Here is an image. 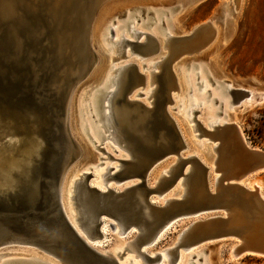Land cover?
Segmentation results:
<instances>
[{"label":"water","instance_id":"95a60500","mask_svg":"<svg viewBox=\"0 0 264 264\" xmlns=\"http://www.w3.org/2000/svg\"><path fill=\"white\" fill-rule=\"evenodd\" d=\"M47 1L51 4L53 0ZM47 1L42 5L33 0H0V119L8 121L7 132L16 135L19 147H28L26 157L10 171L9 180L0 182V247L32 251L56 264H119L90 245L108 236L101 231L107 223L106 232L118 227L123 239L139 233L134 252L141 264H151L159 255L147 252L160 244H152L158 233L170 223L177 227L196 219L192 226L202 228V234L186 245L238 241L237 254L264 258V199L240 184L244 176L264 171V150L248 146L236 128L235 137L231 136L234 125L204 127L196 118L199 111L195 107L188 121L194 123L191 128L196 141L214 144V168L210 170L195 155L185 157L187 141L166 108L172 102L171 91L161 90L162 100L152 108L129 99L143 80L133 64L129 65L133 79L119 103L142 117L137 124L127 118L130 125L123 127L114 117L130 158L119 160L125 168L121 171L119 167L110 177L116 182L135 178L137 183L120 192L111 188L101 191L89 184L92 174L84 172L65 189L68 171L80 160L84 143L112 159L100 147L107 137L99 135L96 145L85 123L86 116L94 115L81 113L78 118L71 105L73 91L94 80L90 76L102 53L92 41L91 26L97 8L107 0H58L55 9ZM141 34L137 33L134 41H124L131 52L141 54L137 49L149 36L144 34L145 39L138 41ZM113 37L111 25L103 41L114 45ZM109 83L96 97L101 122L106 116L103 99L110 93L106 90ZM95 87L87 91L85 100ZM228 92L234 103L248 95L241 88ZM102 127L107 133L103 123ZM223 129L224 134L216 136ZM202 145L196 143L197 148ZM167 158L176 160L171 177H162L150 187L149 173ZM219 163L224 165L222 170ZM212 174L216 177L211 181ZM184 181L200 193L168 200L163 206L150 201ZM125 251L130 252L124 247L115 257ZM175 258L173 254L171 259ZM9 264L45 263L13 259Z\"/></svg>","mask_w":264,"mask_h":264},{"label":"rangeland","instance_id":"374dc122","mask_svg":"<svg viewBox=\"0 0 264 264\" xmlns=\"http://www.w3.org/2000/svg\"><path fill=\"white\" fill-rule=\"evenodd\" d=\"M128 19L136 25L137 30L152 34L162 42L163 34L166 32H171L170 35L173 37H182L189 35L198 25L209 21L213 31L209 43L195 52L179 55L170 64L172 79H175L178 86L170 92L172 102L166 106L167 111L181 130L185 131V128H189L191 124L187 122L186 115L181 110L189 107L187 97L193 96L196 102L202 103L204 106L203 110L198 109L197 115V119L204 126L212 120L226 123L230 116L235 115L248 145L264 150V100L260 96L264 93V0H107L101 3L96 10L91 26L92 41L98 43L99 36L109 21L111 24L116 20L112 24L114 28L124 25ZM160 21L163 24H160ZM119 32H123L129 37L125 27L121 28ZM105 43H102V46L105 49L109 48L110 44ZM166 53L165 50L164 54ZM112 56L116 55L112 53ZM153 58L156 57L140 59L130 56L116 60L114 64H124L133 60L139 65L137 66L139 73L145 77L149 71H153L147 67V63ZM142 64H146L145 67H142ZM108 66L109 63L105 57L100 56L99 62L90 76V79H95L91 85L97 83L105 75ZM154 72H157V69ZM194 73H199L200 79H194ZM186 78H189L192 93L189 92L185 84ZM199 80L207 83V90L210 91L211 98L218 101L217 104L213 105L210 100L200 98L201 90L197 91V86H194V83H198ZM89 86L90 84L79 86L75 89V96L81 95ZM238 86H244L246 90L250 89L255 96L250 101L244 98L239 103H230L228 107L225 103L228 100L231 102L232 97L224 92V88L235 89L234 87ZM135 92L143 94L145 89L140 87ZM137 100H142V98ZM179 100H181V107H179ZM149 102L151 99L145 101L144 104L147 105ZM219 106H221L220 114L216 115L215 112ZM8 127V121L0 119L1 155H4L1 150L2 144L5 146L14 143V134L7 132ZM184 134L186 136V133ZM188 140L191 142L190 139ZM106 143L108 142L103 141L100 147L104 148L114 159H122L120 156L127 155L116 147H114L117 150L115 153L113 148L104 145ZM193 149L198 150L194 147ZM81 151L82 155L78 163L81 166L93 164L94 167L89 166L92 167V170L87 171L92 174V177L107 165L113 168L108 172L109 175L117 170L114 167L118 163L106 159L107 157L101 151H93L85 144L81 145ZM100 157L102 159H99ZM101 163L102 165L98 166ZM154 176L152 175V178ZM252 179L261 182L264 195V171H258L252 176ZM155 200H159V198ZM195 220L181 222L177 227L174 226L167 233L168 236L166 235L161 240L158 247L149 249L148 252H161L163 249L169 248L168 245L175 240L176 234L184 229L189 222ZM108 235L107 243L104 244L105 246L103 245L104 249L108 251L114 249L120 251L129 240L115 236L111 231ZM230 246V242L226 240L197 245L190 251H180L184 261L179 259L177 264H189L188 254L195 256L191 259L190 264H264V258L256 256H244L238 260L230 259ZM3 251L9 254L5 259L21 256L20 254L30 255L31 252L9 246L0 249L1 253ZM116 259L123 264H129L130 260L133 264H141L140 259L135 257L134 253L127 251L121 257L116 256Z\"/></svg>","mask_w":264,"mask_h":264},{"label":"bare ground","instance_id":"6f19581e","mask_svg":"<svg viewBox=\"0 0 264 264\" xmlns=\"http://www.w3.org/2000/svg\"><path fill=\"white\" fill-rule=\"evenodd\" d=\"M33 1H34V4H36V3L40 4L41 3L43 5L47 0H33ZM57 1L58 0H53L51 2V4H50V2H48V1L47 2L49 3L50 8L55 9L57 7ZM196 1H199V0H196ZM114 21L116 22V20H114ZM114 21H112L111 24H109L110 21L107 23V25L104 27V29L102 30V32L99 36L98 43H95L96 46L98 47L99 51L102 53V57H105V59L109 63V66L105 72V75L97 83H94L92 85L90 83V86L88 87V89H86L81 95L75 96V94H74L75 90H74L72 95H71V105L74 107V109L76 111V115L78 118L80 117L81 113H82V115H85V113H87L88 116L94 115V118H89L86 116V118H88V120H85V123H87V125L89 126L90 135L92 137V140L95 141L96 145H99V138H98L99 135L100 136L104 135L107 137V139H105L104 141L108 142L104 145L113 148V151L115 153H117V150H115L114 147H116V149H118L120 151H124L127 154L125 156H120V157H122V159H114L110 155L112 157V159H109V160L116 161L118 163V165L114 167L115 169L117 168L116 171L119 170V167L122 171L126 165H119L118 161L119 160H123V161L128 160L130 158V155L127 151L125 141L123 140V138L121 137V135L119 133L118 126L114 122V117L116 116L121 127H123V125H125V124L130 125V122L132 124L139 123V120L142 117V113H140V115H138L134 110H132L130 108H126L122 104V102L119 103L120 102L119 98H120L122 92H124L126 90V88L128 87V85L130 84V79H133L131 77V73L133 70H132L131 66H129V65L130 64L135 65L136 72L139 73L140 71H139V68L137 67L139 65L136 64V62H134L133 60H129L124 64H117V65L114 64L115 61L119 60L121 58H128L130 56H136V57H139L140 59L150 58L152 56L156 57L147 63V67L149 69H152L153 71H149L148 74L145 77L143 76V78H142L143 79L142 85L140 87L145 89V92L143 94H141V96H136L137 92H135V90H133L131 92V94L129 95V99L142 98V100H138V101H140L145 107L152 108L161 102L162 96H163L161 90L169 89L170 91H172V90L176 89V87L178 86L177 82H175V79L173 81V79H172L173 77H170V74H169V73H171V71H170L171 62L181 54L189 53L192 51L195 52L196 50L204 47L207 43H209L210 39L212 38L213 31L211 30V28H210L211 25H210V22L208 21L204 24H201V25H198L197 27H195L189 35H185L182 37H173L170 35L171 32H166L163 34L164 40L162 42L160 40H157V38L154 37L152 34L143 33V32H140L139 30H137L136 25L133 24L128 19V21H126L124 23V25L116 26L114 28L112 27L114 29L113 41H115V44L112 45L110 43L111 46L109 48L105 49L102 46L103 45L102 43H104L103 36L108 33V29L112 24L115 23ZM160 24H163L162 21H160ZM123 27L126 28V32L128 33L129 37L126 36L123 32L122 33L119 32V30ZM137 33H142L139 36L138 41H143V39H145L144 34L149 35L146 38V40L144 41L143 46L137 49L141 52V54L137 53V51H134V52L132 51L133 52L132 53L130 51V46L127 44L124 45V43H125L124 41H134V38L137 35ZM130 39H132V40H130ZM165 50L167 51L166 54H164ZM112 53H114L116 56L113 57ZM120 55H121V57H120ZM145 65L146 64H142L141 66L145 67ZM115 68H117V70H115V72H113V74H112V71ZM155 69H157V72H154ZM110 79H112L111 84L109 83ZM188 79L189 78H186L185 84L188 87L189 92L192 93L193 90L191 89V84H190ZM194 79H200V74L194 73ZM208 79L210 80V78H208ZM108 83L110 86H108V88L106 90L110 93L105 97V99H103V104L106 106V110H104V113L106 116H105V119L101 122V121H99L98 114L96 113V97L99 94V91H101V89H104ZM181 84H182V82H181ZM197 84H200V88H198ZM95 85H96V87L93 88V90L91 91L89 99L85 100V97L87 95V91L89 89H91L92 87H94ZM194 86H197V89H196L197 91L201 90L199 93V96L201 99L210 100L213 103V105L218 103V101L216 99L211 98L212 95H211L210 91L207 90L208 85L206 82H201L199 80L198 83H194ZM140 87H138V88H140ZM182 87H183V84H182ZM234 88L245 89L244 86H238V87H234ZM228 89H229L228 87L224 88V92L230 94L228 92ZM247 91H248V95L243 96L241 99H239V101H237L235 103H239L244 98L248 99V101L252 100L255 95L253 94V92H251L250 89H247ZM220 93L222 94L221 90H220ZM205 95H207V97H205ZM260 96L263 97L262 99L264 100V93L261 94ZM149 99H151V102H149L147 105L144 104L145 101H148ZM187 99L189 101V107H187L186 109L182 108L181 111H182V113H185V115H186L185 119L192 126L194 123L188 121V118L191 116L190 110L195 109V107H196L197 111H198V109L203 110L204 106L202 103L196 102V100H194L193 96L192 97L188 96ZM180 103H181V100H179V107L182 106ZM230 103L232 104L234 102L233 101L230 102L228 100L225 104L228 105V107H229ZM197 105H200V106L197 107ZM222 106H223V104H222ZM119 108L123 109V111L125 113L122 112ZM220 109H221V106H219L217 108V111L215 112L216 115L220 114L219 113ZM127 118L130 120V122L128 121ZM196 118H197V116H196ZM95 120H96V122H95ZM102 123L107 128V133H104V128L102 127ZM223 124L234 125L232 130H230L231 136H234V130L233 129L236 128V130L240 133L242 138L247 143L246 137H245L242 129L238 125L237 118L235 115L230 116L226 123H220V121L212 120L206 126H204L203 124L202 125L204 127L208 128V125H215V126L220 125L221 126ZM191 126L189 128H185V131H182L178 125L183 137L187 141V148L185 150L184 156L186 157V156H190V155H195L196 157H198V159L205 166H207L211 170L214 168L213 163L215 160V155L213 154V151H212L214 144L211 142H207L205 140H201L199 142L196 141L194 139V135L192 133ZM223 131H224V129L219 131V134H217L216 136L223 135L224 134ZM184 133H186V136ZM188 139H190L191 142H189ZM13 140H14L13 144H7L5 146H4V144H2V146H1V150L4 153V155L0 154V182H2V183H5L9 180L10 171L13 168L17 167L21 163L22 159L24 157H26V155L28 154V151H27L28 147H25V146L19 147V145H18L19 141H18V138L16 137V135H14ZM202 141H205V143H202ZM196 143L203 144L202 148H197ZM85 145H87V144H85ZM247 145H248V143H247ZM87 146L91 149V147L89 145H87ZM248 146H250V145H248ZM193 147L198 149V150L195 151L193 149ZM104 151H105V149H104ZM78 162L73 164L68 171L65 189H66L67 185L69 186L82 173L89 171V168H92L89 166L94 167L93 164H87V165L81 166ZM175 162H176V160H174V158H167L162 162V164L160 166L156 167L155 169H152L151 172L149 173L148 185L150 187H152V186L160 183V179L162 177L167 178V179L169 177H171L172 169L174 167ZM220 163H219V168L222 170L224 168V165L220 164ZM106 167H110V166L109 165L105 166L99 173L95 174L92 177L93 178L92 180L91 179L89 180V184L91 186L96 187L97 189H99L101 191H106L107 188H111L114 191L120 192V191H123L124 189L132 186L133 184L137 183V180L135 178H129V179H126L122 182H116V179L111 178L110 177L111 174L109 175V173L105 170ZM256 173H258V170L244 176L242 179H240V184L244 188H246L247 190L253 191L257 196L264 199L261 182L259 180H253L252 179V176ZM152 175H155L154 178H152ZM215 177H216V174H212L211 181ZM150 179H151V181H150ZM149 181H150V184H149ZM185 181H187V180H185ZM185 181H184V184L182 186L180 185V182H177L171 188L167 189L166 191L161 192V194L159 196H157V198H159V200L150 199V201L153 203H156L159 206H163V205H166L168 203L167 202L168 200H171V199H177L178 200V199H181L183 197H188V196L191 198L195 194L200 193L199 190H196L194 187L190 186V183H187ZM180 218H182V217H180ZM70 221L72 224V220H70ZM196 221L197 220L189 222L188 225H186L184 227V229L179 231L176 234L175 240H173L172 243L168 245L169 248L163 249L161 252H153V251L147 252L148 255H150V256H154L155 254L159 255V258L151 264H154V263L155 264H177L179 262V259L184 261L183 256L181 257L180 251H190L195 246L200 245V244H204L203 242H198V243L186 245L187 242H191L192 240H194L195 238L200 236V234H202L200 232L202 228H199V227L196 228V227L192 226ZM174 226L171 223H170V225L166 226L162 231H160L158 233V235L155 237L152 244L160 242L166 236L165 233L169 232L168 229L171 230ZM107 229H108L107 223H103L101 226V231L104 235H108V233L106 232ZM130 229L132 230L133 228H130ZM111 232L114 233L115 236H120L123 238V235L119 232L118 227H115L113 229V231L111 230ZM108 236H103L101 239H99L100 242L94 241L90 245L96 251H98L102 254H105V255H109V257H111V258L112 257L116 258L115 252H119L118 250L114 249L113 251H108V250L104 249L105 245L103 244V242H107L106 238ZM128 239L129 240H128V242H126L124 244V247H127V249H129L131 253L135 254V257H138L140 259V257L138 255H136V253L134 252L135 246H136V244H138V241L140 240L139 239V233L134 234L133 236H131ZM96 241H98V240H96ZM217 242H222V241H217ZM230 245H231L230 246V252H229L230 259L238 260L239 258L244 257L243 255L237 254V252H236L239 245H240V243H238V241H231ZM5 246H11V245H5ZM5 246L0 247V249H3V247H5ZM144 247L142 248V250H145ZM175 248H176V250H175ZM4 252L5 251H3L2 253L0 252V264H9L10 261L13 259H28L31 262H37V263L38 262H44L45 264H56V263L51 262L50 260L43 259L41 256H39L38 254H36L32 251L30 252V255L20 254L21 256L10 258V259H5V257L9 254L4 253ZM127 252H129V251H127ZM173 254L176 255V258L174 260L171 259ZM16 255H18V254H16ZM188 256L190 257V260L188 261V263L190 264L191 259L195 256L192 254H188ZM165 258H166V260H165ZM119 264H123V263L119 262Z\"/></svg>","mask_w":264,"mask_h":264}]
</instances>
